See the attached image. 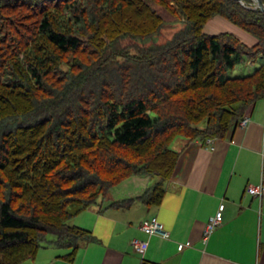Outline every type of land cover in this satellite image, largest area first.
<instances>
[{
    "label": "trees",
    "instance_id": "obj_1",
    "mask_svg": "<svg viewBox=\"0 0 264 264\" xmlns=\"http://www.w3.org/2000/svg\"><path fill=\"white\" fill-rule=\"evenodd\" d=\"M214 17L257 42L205 34ZM170 20L183 28L165 43L110 52ZM107 53L126 60L114 73L99 62ZM263 99L264 13L239 1L0 0V264L49 247L75 261L94 237L70 222L105 201L160 206L183 151L225 139ZM133 177L155 184L113 201L111 189Z\"/></svg>",
    "mask_w": 264,
    "mask_h": 264
},
{
    "label": "crops",
    "instance_id": "obj_2",
    "mask_svg": "<svg viewBox=\"0 0 264 264\" xmlns=\"http://www.w3.org/2000/svg\"><path fill=\"white\" fill-rule=\"evenodd\" d=\"M246 117L248 125L243 127L242 121L225 139L198 140L183 151L160 206L135 203L129 209L108 210L105 202L89 208L73 224L91 232L94 241L81 245L75 261L64 259L68 251L49 247L23 264H264V191L261 198L246 192L250 187L264 189V99ZM186 144L183 140L175 150ZM124 183L138 189L129 193L124 188V197L113 201L139 197L155 180L133 177ZM221 205L223 223L206 237ZM152 219L164 226L169 238L140 229ZM135 240L147 244L144 254L134 250Z\"/></svg>",
    "mask_w": 264,
    "mask_h": 264
},
{
    "label": "rangeland",
    "instance_id": "obj_3",
    "mask_svg": "<svg viewBox=\"0 0 264 264\" xmlns=\"http://www.w3.org/2000/svg\"><path fill=\"white\" fill-rule=\"evenodd\" d=\"M243 5H246L250 8H253V9L257 8V4L254 0H252V3L249 5L246 4L245 0H244ZM182 28H183L182 24H180L179 22L177 23L173 20H170V21H168L166 28L162 31V33L159 36H155L151 39H147V40H143V41L142 40H136V41L123 40L119 43V45L114 46V47H116L115 49H114V47H112V49H110V52H113L115 55L116 54L134 55V54H136V52L140 48L149 47V46H152L154 44L165 43L167 40L172 39L173 36L176 33H178ZM204 33L208 34V35H217L219 33H229V34L234 35L235 37L240 39L242 42H244L245 44L250 45V46L254 45L257 42V40L254 37L245 33L244 31L237 28L236 26H234L233 24H231L230 22L226 21L225 19H223L221 17H214L213 19H211L207 23V25L205 26ZM115 55L108 57V53H107L104 56V58L99 61V62H103V63L106 62V64H103V67H105V69H108V71L110 73H114V72L118 71V69L121 68V65L125 64V62H126V60L123 59L122 57H117ZM260 61H262V59H258L257 62H260ZM259 67H260L259 63L246 64V65H243V66L236 68L234 71L230 72L228 75L231 77H244V76L250 75V73H252L254 69H257ZM64 69H65V71L68 70V68H64ZM183 140H184L183 138L176 139L175 142L172 144L171 148L174 150L177 149L179 144ZM146 178H148V177H139V179H146ZM139 183H141V181H139ZM151 184H152V181H151ZM135 185L132 186L131 188H128V186H130L129 183L123 182L120 185L114 187L110 191L111 199L123 198L124 195L122 194V192H123L124 188H127L126 191H128L129 193H131L132 191L134 193V191H136V189H138V188H136L135 190H133ZM142 185H143V183H142ZM142 185L140 187H142ZM70 225L74 226L73 221L70 222Z\"/></svg>",
    "mask_w": 264,
    "mask_h": 264
},
{
    "label": "built area",
    "instance_id": "obj_4",
    "mask_svg": "<svg viewBox=\"0 0 264 264\" xmlns=\"http://www.w3.org/2000/svg\"><path fill=\"white\" fill-rule=\"evenodd\" d=\"M249 123L248 117H246L243 122L242 126L246 127ZM212 140H209V143ZM263 186L258 187H250L247 188V193L251 195L252 197H259L261 198L263 195ZM225 206L221 205L219 208L218 213L216 216L208 223L207 229H206V237H210L223 223V212H224ZM140 229L145 232L148 235H158L163 238H169V233L165 230L164 226L157 220L152 219L149 221H144ZM132 246L134 250L140 254H144L147 250V244L141 241H133ZM184 249L183 245L179 246V250L182 251Z\"/></svg>",
    "mask_w": 264,
    "mask_h": 264
},
{
    "label": "water",
    "instance_id": "obj_5",
    "mask_svg": "<svg viewBox=\"0 0 264 264\" xmlns=\"http://www.w3.org/2000/svg\"><path fill=\"white\" fill-rule=\"evenodd\" d=\"M239 1L240 3H244V0H236ZM257 4V10H259L260 12L264 13V3L262 0H254Z\"/></svg>",
    "mask_w": 264,
    "mask_h": 264
}]
</instances>
